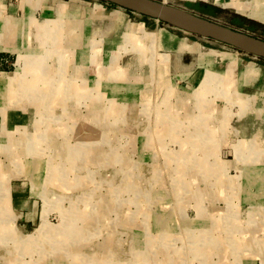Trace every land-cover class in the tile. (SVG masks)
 <instances>
[{"label": "rangeland", "instance_id": "rangeland-1", "mask_svg": "<svg viewBox=\"0 0 264 264\" xmlns=\"http://www.w3.org/2000/svg\"><path fill=\"white\" fill-rule=\"evenodd\" d=\"M82 1L120 9L145 31L136 35L120 27L110 48L100 47L97 34L90 62L74 60L64 82L42 84L49 92L61 86L55 95L13 97L18 78L9 83L8 107L30 109L7 107L0 126V264H264L263 192L254 197L240 190L248 179L242 181L239 167L249 159L226 155L232 143L222 136L208 142L215 136L201 118L204 106L212 114L213 103L187 102L185 91L168 77L159 84L141 56L160 41L159 54L174 53L185 42L262 66L264 57L188 34L115 1ZM165 4L264 40V25L239 15L199 13L178 0ZM69 85L86 86L88 95L69 92ZM201 95L199 90L191 97ZM76 149L89 157L74 155ZM59 166V181L49 185L48 169ZM104 198L113 210L100 213ZM96 208L100 216L92 222ZM43 221L56 228L67 221L77 232L45 238L38 232ZM82 226L85 232H79ZM81 249L86 254H77Z\"/></svg>", "mask_w": 264, "mask_h": 264}, {"label": "crops", "instance_id": "crops-1", "mask_svg": "<svg viewBox=\"0 0 264 264\" xmlns=\"http://www.w3.org/2000/svg\"><path fill=\"white\" fill-rule=\"evenodd\" d=\"M158 1L165 3V0ZM178 1L199 13H206L208 9L216 12L223 10L264 25V0ZM236 2L244 7L228 6ZM143 25L133 24L120 9H108L101 3L86 4L82 0H0V126L6 124L4 113L8 101L13 102V98L8 100L11 78H18L13 97L28 95L31 99L33 95L44 92L55 95L61 86L55 87L57 92L55 89L49 92L43 89L45 86L42 84L54 79L64 82L69 75H65L66 66L68 63L71 66L74 60L90 62L95 49L91 48V43L95 42L97 34L101 40L100 47L110 48L114 31L117 34V30L123 27L126 33L133 31L139 35L140 31H145ZM144 42L140 41L137 46L142 48ZM156 44L158 46H154V50L150 48L147 54L141 56L143 61L146 58L151 64L154 78L159 79V84L160 79L165 82L167 77V82H175L176 87L185 91L187 102L213 103L211 115L205 111V106L202 111L205 115H202L201 126L211 129L215 136L212 138L211 134L204 133L208 136L206 139L211 137L208 142H216L219 138H215L222 136L221 141L232 143V146L228 144L226 155H231L233 159H249L248 166L242 167V170L239 167L242 181L243 176L248 179L245 183L241 182L240 190L244 189L254 197L258 191L263 192L264 197V66L242 60L236 54L202 49L185 42H180L174 53L159 54L156 49L162 43L158 41ZM81 46L86 48L83 52ZM68 51L69 54H66ZM50 59L53 65H50ZM140 59L138 62H142ZM6 61L7 64L4 63ZM56 83H52L53 86ZM70 85L69 92L75 89V92L71 91L75 95H88L86 86L79 90V87ZM96 86L95 80L93 87ZM199 90L202 91L201 97L192 99L191 95ZM233 105L237 107L235 112L232 111ZM9 109L26 111L30 106L24 104ZM226 127L231 132V139L226 138ZM245 145L247 149L243 148ZM73 153L89 157L79 149ZM253 203H257L255 199Z\"/></svg>", "mask_w": 264, "mask_h": 264}, {"label": "water", "instance_id": "water-1", "mask_svg": "<svg viewBox=\"0 0 264 264\" xmlns=\"http://www.w3.org/2000/svg\"><path fill=\"white\" fill-rule=\"evenodd\" d=\"M112 1V0H111ZM138 7L145 15L191 35L210 39L228 46L251 47L264 57V40L217 24H201L182 19L168 12L169 6L158 0H124ZM254 53L253 51L247 50Z\"/></svg>", "mask_w": 264, "mask_h": 264}, {"label": "bare ground", "instance_id": "bare-ground-1", "mask_svg": "<svg viewBox=\"0 0 264 264\" xmlns=\"http://www.w3.org/2000/svg\"><path fill=\"white\" fill-rule=\"evenodd\" d=\"M112 1H115L116 3H118V4H121V5H124V6H126V7H128V8H131V9H134V10H136V11H139V12H142L138 7H136L135 5H133V4H131V3H129V2H127V1H124V0H112ZM228 5V4H227ZM226 5V6H227ZM225 6V5H224ZM228 6H232L233 8L235 7V8H243L244 7V5L243 4H241V3H238V2H236V3H233V4H229ZM168 12H170L171 14H173V15H176V16H178V17H180V18H182V19H185V20H188V21H192V22H196V23H201V24H211L210 22H207V21H205V20H203V19H200V18H197V17H195L194 15H192V14H190V13H187V12H185V11H182V10H178V9H174V8H171V7H169L168 8ZM244 48H246L247 50H250V51H253L254 53H259V51H257V50H255V49H253V48H251V47H244ZM15 77H13V78H11L10 80H9V83L10 82H14L15 81ZM4 82V81H3ZM39 95H41V97L44 95L45 96V92L44 93H41V94H39ZM49 101H50V98H48V101H46V103L48 104L49 103ZM51 102V101H50ZM50 104H52V103H50ZM56 105V104H55ZM48 109V108H47ZM167 117L169 118L170 116L169 115H167ZM171 119H174V118H172V117H170ZM175 121V120H174ZM79 129V128H78ZM52 166V165H51ZM58 166V165H57ZM53 167V166H52ZM55 167V166H54ZM59 168V170H57V168L56 169H54L53 171L52 170H50V169H48L49 170V172H50V174H51V179L49 178L48 180H49V185H52V181L51 180H53L54 181V183L55 184H57L56 182L57 181H59V176H60V173H61V166H59L58 167ZM54 177V178H53ZM83 181V180H82ZM82 181L80 180V182L82 183ZM2 183V182H1ZM53 183V184H54ZM4 185V184H3ZM136 185V184H135ZM2 186V185H1ZM42 192H43V194L45 195L46 193H47V188H43V190H42ZM90 192H93L92 190H90V191H88V194H90ZM45 201H46V203H48V198H45ZM88 202H89V200H88ZM87 202V203H88ZM46 203H45V207H44V209H48L47 207L48 206H46ZM110 204V205H109ZM98 205L99 206H103V207H105V208H101L100 209V213H104L105 211L106 212H108L107 210L108 209H110V210H113V204H111L110 202L108 203L107 202V200L104 198L102 201H99L98 202ZM109 205V206H108ZM116 209V208H115ZM114 209V210H115ZM44 211H46V210H44ZM95 210H92L91 212H92V214H90V217H91V221L92 222H94L93 220H95V218L94 217H96V216H100V214H99V210L96 208V211L94 212ZM68 221V220H67ZM67 221H64V225H62L61 227H59V228H56V227H51V226H49L45 221H43L42 222V224H41V226H40V228H39V230H38V232H39V234L41 235V236H45V238H48V237H51V238H54V237H56L61 231H63L62 232V234H63V236H64V239H66L67 237H70V236H73V235H71V233L73 232V233H76L77 231L76 230H74V227H73V225L72 224H70L69 226H67L70 222H67ZM165 225H167L166 223H165ZM83 228L79 231V232H85V226H82ZM78 228H81V227H78ZM77 228V230H79ZM164 227L162 226V229H163ZM166 228V227H165ZM161 231V230H160ZM162 232V231H161ZM160 232V233H161ZM165 232V231H164ZM164 232H162V234H164ZM76 236H78V238H81L83 235L82 234H80V235H76ZM53 242H54V239L52 240ZM67 241V240H66ZM53 242H51V243H53ZM49 243H50V241H49ZM80 245V244H79ZM80 248L82 247V246H79ZM83 249H81V250H79V252L77 253V254H86V252L85 251H82ZM72 258L74 259V257L72 256Z\"/></svg>", "mask_w": 264, "mask_h": 264}, {"label": "trees", "instance_id": "trees-1", "mask_svg": "<svg viewBox=\"0 0 264 264\" xmlns=\"http://www.w3.org/2000/svg\"><path fill=\"white\" fill-rule=\"evenodd\" d=\"M218 10V9H217Z\"/></svg>", "mask_w": 264, "mask_h": 264}]
</instances>
